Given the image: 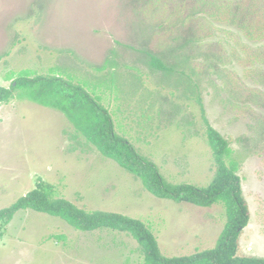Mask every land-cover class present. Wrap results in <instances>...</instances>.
<instances>
[{"label": "rangeland", "instance_id": "1", "mask_svg": "<svg viewBox=\"0 0 264 264\" xmlns=\"http://www.w3.org/2000/svg\"><path fill=\"white\" fill-rule=\"evenodd\" d=\"M224 1L240 4L233 23L221 21L226 5L218 0H0V85L8 87L22 69L48 74L55 66L87 89L95 83L96 92L93 85L89 91L102 94L116 131L168 181L197 186L207 185L216 169L202 105L229 141L249 208L238 254L264 257V48L250 56L264 47V0ZM112 50L118 69L110 71L111 80L95 68ZM139 50L167 65L175 56L184 60L177 68L185 75L152 69ZM39 180L85 210L142 220L165 256L213 247L226 221L221 203L202 207L152 195L102 156L61 111L17 98L0 103V209ZM0 233V264L143 259L125 232L80 231L32 209L16 212Z\"/></svg>", "mask_w": 264, "mask_h": 264}, {"label": "trees", "instance_id": "2", "mask_svg": "<svg viewBox=\"0 0 264 264\" xmlns=\"http://www.w3.org/2000/svg\"><path fill=\"white\" fill-rule=\"evenodd\" d=\"M218 1L226 5L222 9L221 21L224 19L233 23L238 20L239 2ZM215 10L216 14L221 11L218 8ZM203 12L205 11L201 10V13ZM250 28L251 26H244L246 33L253 35ZM263 48H253L250 56H259ZM139 52L148 57L147 63L152 69L163 74L178 71L184 74L183 69L177 67L183 66L185 61L176 56L175 60L167 65L152 52L145 50ZM110 54L111 56H107L95 69L105 71L112 80L110 71L111 74L116 72L118 65L112 57L117 55L116 52L112 50ZM58 70L59 67L55 66L49 69L48 74H39L30 69L13 73L14 77L10 79L8 87L0 85V103L17 98L61 111L75 130L102 156L112 159L139 179L152 195L202 207L221 203L225 209V224L213 247L189 255L165 256L159 249L155 235L142 220L117 212L85 210L65 198L58 197L52 184L39 180L33 189L18 197L9 206L0 209V226L8 224L19 210L32 209L59 217L76 230L109 229L127 233L139 245L143 256L141 264H264V257L238 254V237L248 224L249 208L242 195L241 178L237 174V162L231 157L232 148L229 141L209 123L202 105L205 133L216 166L215 173L205 186L185 182L172 183L160 173L154 161L116 131L113 117L102 103V94L89 91L93 85V91L96 92L95 83L89 85L88 82L87 89L72 79L62 77ZM100 79H97V82Z\"/></svg>", "mask_w": 264, "mask_h": 264}]
</instances>
